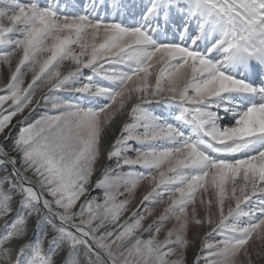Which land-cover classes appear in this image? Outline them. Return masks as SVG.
Returning a JSON list of instances; mask_svg holds the SVG:
<instances>
[{"label":"snow or ice","instance_id":"1","mask_svg":"<svg viewBox=\"0 0 264 264\" xmlns=\"http://www.w3.org/2000/svg\"><path fill=\"white\" fill-rule=\"evenodd\" d=\"M0 264H264V0H0Z\"/></svg>","mask_w":264,"mask_h":264},{"label":"rangeland","instance_id":"2","mask_svg":"<svg viewBox=\"0 0 264 264\" xmlns=\"http://www.w3.org/2000/svg\"><path fill=\"white\" fill-rule=\"evenodd\" d=\"M65 2L72 3V0H61V4L65 3ZM138 195H139V193H138Z\"/></svg>","mask_w":264,"mask_h":264}]
</instances>
